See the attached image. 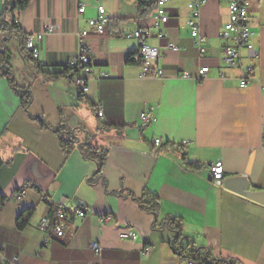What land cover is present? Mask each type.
Segmentation results:
<instances>
[{
  "label": "crops",
  "instance_id": "obj_1",
  "mask_svg": "<svg viewBox=\"0 0 264 264\" xmlns=\"http://www.w3.org/2000/svg\"><path fill=\"white\" fill-rule=\"evenodd\" d=\"M189 1L168 0L167 36L148 41L158 53L152 72L162 69L164 77L141 78L142 68L127 61L139 43L124 33L151 29L155 9L142 14L138 0H32L17 16V35L2 27L7 1L0 0V50L14 79L11 83L0 74V157L5 162L0 197L8 198L0 203V264H14V258L17 264H188L194 260L191 250L264 264V205L224 186V180L245 175L252 159L250 190H264V0H250L257 57L242 50L243 64L254 67L245 88L240 87L241 68L224 61L227 41L218 37L229 17L228 1L208 0L202 9L201 31L208 37L203 56L186 23ZM99 6L109 22L102 34L88 36L95 55L89 90L81 95L67 77L47 80L36 74L26 54H31L27 38L39 49L35 61L42 70L60 72L76 56L78 33L97 17ZM201 67L210 68L203 81L179 76L183 71L195 76ZM25 95L28 110L22 104ZM152 107L155 120L143 124L141 114ZM99 123L111 129L102 133ZM62 126L77 129L78 141L89 138L108 150L101 174L78 146L66 157L57 132ZM157 138L160 145L154 143ZM219 161L221 181L207 167ZM123 190L136 197L157 195L158 223L181 219L185 238L175 240L171 227L154 228L155 215ZM31 208L26 227L19 229V214ZM61 209L67 213L66 235L48 238L41 222L51 225ZM80 209L85 217L75 214ZM127 227L135 229L136 239L120 238ZM92 241L101 245L100 255L91 249Z\"/></svg>",
  "mask_w": 264,
  "mask_h": 264
},
{
  "label": "built area",
  "instance_id": "obj_2",
  "mask_svg": "<svg viewBox=\"0 0 264 264\" xmlns=\"http://www.w3.org/2000/svg\"><path fill=\"white\" fill-rule=\"evenodd\" d=\"M208 0H190L188 8L190 16L187 19V25L189 27L190 37L193 39L201 56L205 53V45L208 41V37L201 31L200 17L203 7ZM229 4V17L227 22L223 25L218 32V37L227 41L224 47V61L228 67L241 68L242 76L240 79V87H247L252 78L254 67L246 66L243 64V53L245 49L249 57L256 58L257 51L253 41V32L250 27V0H227ZM156 8L153 12V26L152 28H138L134 31L124 33V37L128 39H136L139 43L137 50L131 52L128 57L130 63L138 64L142 69L140 72L141 78H163L164 73L162 69H155L152 72V61L158 56L157 50L152 48L148 41L149 39L156 37L158 39H164L167 34L165 26L169 21V13L166 8L168 0H155ZM79 13L85 12V4L79 7ZM109 22L108 14L104 6L98 7V15L96 18H92L88 21V28L79 31L77 36L78 52L74 58H72L67 66L70 68L81 67L78 73L68 77L70 83L76 87L82 94L86 93L90 87V75L93 72L95 66V55L90 46L88 36L92 32L102 34L105 31L106 25ZM18 23V21H17ZM41 39L42 35H38ZM26 48L31 51L34 59L39 57V49L37 48L35 41L32 37H28L26 40ZM172 51H178V47L170 44ZM210 73L209 67H201L197 69V73L193 76L188 71H183L179 74L181 78L195 79L200 82L207 78ZM154 108H150L140 116V120L143 124L150 123L155 120ZM97 115L103 116V109L101 106L97 109ZM155 145H160L161 139L154 140ZM210 173L215 180L224 179V166L222 162H215L207 164ZM21 195V194H20ZM18 195V197L20 196ZM79 217H85L86 211L80 209L75 213ZM67 213L64 210H58L55 221L49 225L47 219H43L41 222V229L46 230L48 238L55 237L63 239L66 235V227L63 221L66 219ZM112 215H107V218ZM121 239L134 240L137 238V232L132 227H127L120 233ZM47 242V241H46ZM91 249L98 255L102 251L101 245L92 241L90 244ZM13 263L17 264V259H13ZM188 264H198L195 260H188Z\"/></svg>",
  "mask_w": 264,
  "mask_h": 264
},
{
  "label": "trees",
  "instance_id": "obj_3",
  "mask_svg": "<svg viewBox=\"0 0 264 264\" xmlns=\"http://www.w3.org/2000/svg\"><path fill=\"white\" fill-rule=\"evenodd\" d=\"M7 4L4 6V13L2 15V27L4 30L10 29L11 32H16L17 35L21 34V29L19 24L17 23V16L24 12L30 5L32 0H6ZM140 4V10L142 14L149 12L150 10H154L156 8V2L149 0H138ZM9 2V4H8ZM7 38H5V41ZM26 49V48H25ZM27 57L32 65V68L36 72V74L42 75L47 80H54L61 77H70L79 72L81 67H73L70 68L67 65L63 67L60 72H44L40 64H38L33 56L27 51ZM128 63H130V59H127ZM0 74L6 76L11 83L14 82L13 72L10 70V66L8 63V58L3 50H0ZM82 95V93L80 92ZM25 96L22 98L23 106L28 110L30 102L25 100ZM35 119V117H33ZM41 123L44 126H47L43 121ZM111 128L105 124L99 123L98 130L102 133L107 132ZM119 133L122 134V129L120 127H115ZM57 132L61 134V144L66 157L72 152V150L78 146L83 157L87 160L94 161L98 170L97 173L101 174L103 172L104 165L108 158V150L99 147L94 144L91 139L79 140L77 129H69L68 127H60L57 129ZM5 162L0 157V167ZM198 167V165H195ZM32 186V185H31ZM33 188L36 189L40 194H42L44 199H47V196L41 191L40 188L33 185ZM124 196H132L134 200H136L143 211L150 212L155 215V221L153 224L154 228H158V226H166L171 227L174 232H176L175 240H183L185 236L182 233V221L179 218L170 217L164 223H158L159 220V209H160V199L157 195L151 193H144L141 197H136L132 193H129L127 190L121 191ZM8 201L6 197H0L1 205H4ZM34 212V208L23 211L19 214L17 220V226L19 229H23L26 227L30 217ZM191 245V244H190ZM189 257L193 258L198 264H240L238 261L231 258H223V257H209L207 254L199 255V251L191 250L189 252Z\"/></svg>",
  "mask_w": 264,
  "mask_h": 264
},
{
  "label": "water",
  "instance_id": "obj_4",
  "mask_svg": "<svg viewBox=\"0 0 264 264\" xmlns=\"http://www.w3.org/2000/svg\"><path fill=\"white\" fill-rule=\"evenodd\" d=\"M251 166H252V159L250 160L248 164L245 175L228 178L224 180V186L253 201H256L264 205V190H260V191L250 190V185H249V180L247 178V175L250 173Z\"/></svg>",
  "mask_w": 264,
  "mask_h": 264
},
{
  "label": "rangeland",
  "instance_id": "obj_5",
  "mask_svg": "<svg viewBox=\"0 0 264 264\" xmlns=\"http://www.w3.org/2000/svg\"><path fill=\"white\" fill-rule=\"evenodd\" d=\"M8 4H9V2H8Z\"/></svg>",
  "mask_w": 264,
  "mask_h": 264
}]
</instances>
